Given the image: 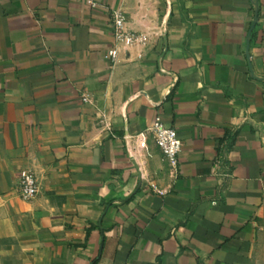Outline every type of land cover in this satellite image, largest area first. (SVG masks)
Returning a JSON list of instances; mask_svg holds the SVG:
<instances>
[{"label": "crops", "instance_id": "obj_1", "mask_svg": "<svg viewBox=\"0 0 264 264\" xmlns=\"http://www.w3.org/2000/svg\"><path fill=\"white\" fill-rule=\"evenodd\" d=\"M97 1L0 0V264H264V0Z\"/></svg>", "mask_w": 264, "mask_h": 264}, {"label": "built area", "instance_id": "obj_2", "mask_svg": "<svg viewBox=\"0 0 264 264\" xmlns=\"http://www.w3.org/2000/svg\"><path fill=\"white\" fill-rule=\"evenodd\" d=\"M91 8L98 6L97 0H79ZM126 15L123 10H114L112 12V22L115 32L117 45L124 43L125 45H132L133 43L141 40V35L131 32L126 26ZM113 47L110 50V55L113 61L117 60L119 51L118 46ZM84 101H89L88 97L84 95ZM157 144L162 150L165 159L168 161L172 170L177 171L179 165V153L182 150V141L177 134V131L173 127L167 126L161 118H157L154 124L148 129ZM141 136H145L142 133ZM17 189L19 195L26 200L33 199L39 192L38 178L35 173L30 169H24L20 173V177L17 182Z\"/></svg>", "mask_w": 264, "mask_h": 264}]
</instances>
